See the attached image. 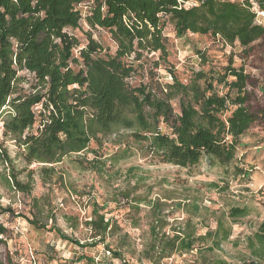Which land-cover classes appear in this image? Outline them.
<instances>
[{"label": "trees", "instance_id": "obj_1", "mask_svg": "<svg viewBox=\"0 0 264 264\" xmlns=\"http://www.w3.org/2000/svg\"><path fill=\"white\" fill-rule=\"evenodd\" d=\"M179 1L200 5L178 9ZM255 1L264 9V0ZM85 2L0 0V120L4 136L15 142L23 162L28 167L42 165L41 173L48 180L66 158L97 156L113 138L121 145L130 137L153 159L182 169L195 168L203 160L211 166L234 164L245 147L243 139L264 117L253 107L255 84L244 65L236 66L231 54L225 65L217 66L198 51L200 69L187 83L173 68H167L171 82L155 79L170 56L164 35L167 23L178 39L191 33L212 36L232 48L238 45L246 61L251 46L264 43V27L255 24L250 0H91L84 18L79 6ZM83 21L91 30L107 31L116 52L111 54L90 33L82 46L74 32ZM147 63L151 66L145 70ZM140 70L147 72L150 82L134 85ZM85 162L87 166L79 163V170L100 174L105 170L106 162ZM0 163L13 170L5 179L12 190L30 194L32 185L19 181L15 160L1 145ZM236 171L245 176L241 169ZM2 212L7 210L0 204ZM247 215L246 207H231L219 218L217 228L205 235H197L189 223L168 233L167 223L157 215L138 264L143 260L164 264L194 251L196 259L190 264H226L214 257L232 236L225 219L237 224ZM29 222L38 230L45 228L38 217ZM86 225L95 242L105 244L113 234L112 220L98 210ZM54 230L70 241L60 229ZM8 234L0 223V247L6 245ZM128 238L121 237L123 246ZM246 241L253 258L247 264L264 263V220ZM106 248L108 256L133 264L119 250ZM0 264H4L1 259Z\"/></svg>", "mask_w": 264, "mask_h": 264}, {"label": "rangeland", "instance_id": "obj_2", "mask_svg": "<svg viewBox=\"0 0 264 264\" xmlns=\"http://www.w3.org/2000/svg\"><path fill=\"white\" fill-rule=\"evenodd\" d=\"M74 33L82 46L86 45L90 33L111 54L116 52V44L107 31L91 30L83 21ZM164 35L170 56L157 70L159 78L157 76L155 81L171 82L167 68H173L178 78L187 83L193 71L200 69L198 51L205 53L217 66L225 65L233 54L236 66L244 65L253 77L257 95L254 109L264 112L263 42L251 46L245 61L238 45L234 48L226 46L209 35L189 33L178 39L169 23ZM150 66L151 63H147L145 70ZM145 70L138 71L134 85L150 82ZM3 132L0 120V145L7 148L15 160L14 173L19 181L32 185L30 194L12 190L5 179L13 170L0 163V204L7 210L0 213V223L9 230L6 245L0 247V259L4 264H92L90 260L95 264H122L120 259L106 254V246L119 250L126 261L138 264V258L150 241L155 216L159 215L163 223H167L164 231L168 233L185 228L189 223L195 227L197 235H205L208 230H215L219 218L235 206L246 207L248 215L237 224L225 219L232 228V236L214 257L226 264L252 261L246 239L264 220V117L243 139L245 147L240 149L237 161L229 167L211 166L207 160L192 169L161 163L149 156L142 144L125 137L121 145L114 144L113 138L97 156L88 153L80 159L76 156L66 158L56 166L57 173L48 180L41 173L43 166L28 167L19 156L15 142L6 138ZM91 147L97 149L95 144ZM85 159L106 162L104 172L79 170V163L87 166ZM35 201H38L41 213ZM94 209L112 220L114 226L113 234L105 244L99 240L95 242L86 225ZM37 217L41 220L40 225H45L42 230L29 222ZM54 227L70 241L62 240ZM125 234L129 238L123 246L120 239ZM73 240L87 246L80 248ZM195 255L196 251L190 255H177L165 260L164 264H190L196 259ZM80 257L84 259L80 260ZM142 263L148 264L145 260Z\"/></svg>", "mask_w": 264, "mask_h": 264}, {"label": "built area", "instance_id": "obj_3", "mask_svg": "<svg viewBox=\"0 0 264 264\" xmlns=\"http://www.w3.org/2000/svg\"><path fill=\"white\" fill-rule=\"evenodd\" d=\"M89 1L91 0H86L85 3H82L79 6V10L83 14L84 18L86 17L87 12L89 11V5H91ZM250 3L252 5L251 7L252 11L256 14L255 24L264 27V9H261L259 3L255 0H250ZM199 5L200 2L197 1H187V2L179 1L178 9H182V8L190 9V8L198 7Z\"/></svg>", "mask_w": 264, "mask_h": 264}]
</instances>
